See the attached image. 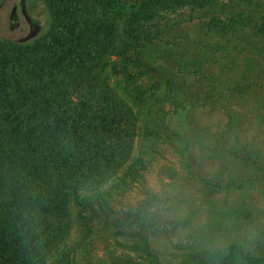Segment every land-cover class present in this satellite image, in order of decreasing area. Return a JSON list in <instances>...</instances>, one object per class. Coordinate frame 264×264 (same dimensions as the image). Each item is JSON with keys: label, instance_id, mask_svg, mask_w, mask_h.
I'll return each instance as SVG.
<instances>
[{"label": "rangeland", "instance_id": "374dc122", "mask_svg": "<svg viewBox=\"0 0 264 264\" xmlns=\"http://www.w3.org/2000/svg\"><path fill=\"white\" fill-rule=\"evenodd\" d=\"M167 4L151 10L147 28L168 50L151 58L156 74L140 57L114 63L125 74L117 78L122 89L111 92L121 113L109 124L130 134L110 147L114 169L101 170V186L87 188L86 208L67 212L59 200L39 212L48 248L31 264H206L182 242L184 225L149 211L154 185L184 193L209 223L231 214L264 224V0ZM108 12L117 31L125 28ZM49 28L43 0L0 2L1 38L31 41ZM240 150L247 156L236 158ZM256 243L255 254L230 253L224 264H264V234Z\"/></svg>", "mask_w": 264, "mask_h": 264}, {"label": "trees", "instance_id": "16d2710c", "mask_svg": "<svg viewBox=\"0 0 264 264\" xmlns=\"http://www.w3.org/2000/svg\"><path fill=\"white\" fill-rule=\"evenodd\" d=\"M168 1L94 0L89 9V0H43L50 16L45 34L31 41L0 37V264L41 258L39 212L59 200L67 212L86 208L87 188L101 186V170L114 169L118 155L110 147L130 135L109 124L121 113L111 92L122 89L117 78L125 74L114 63L140 57L156 74L151 58L168 50L147 28L151 10ZM106 11L125 28L117 31ZM243 156L237 151L236 158ZM45 194L54 197L44 202Z\"/></svg>", "mask_w": 264, "mask_h": 264}, {"label": "clouds", "instance_id": "9594fccd", "mask_svg": "<svg viewBox=\"0 0 264 264\" xmlns=\"http://www.w3.org/2000/svg\"><path fill=\"white\" fill-rule=\"evenodd\" d=\"M153 205L149 209L173 222L184 225L182 242L197 248L206 264H224L230 253L253 255L257 241L264 234V224L253 223L227 214L213 218L209 223L206 212L191 207L184 193L163 185L151 186ZM228 264H236L235 260Z\"/></svg>", "mask_w": 264, "mask_h": 264}, {"label": "flooded vegetation", "instance_id": "af4514ba", "mask_svg": "<svg viewBox=\"0 0 264 264\" xmlns=\"http://www.w3.org/2000/svg\"><path fill=\"white\" fill-rule=\"evenodd\" d=\"M11 12H12V11H11ZM15 15H16L15 12H14V13L12 12L11 15H10V20L12 21V23H13V22H16ZM11 28H12V26H11Z\"/></svg>", "mask_w": 264, "mask_h": 264}, {"label": "water", "instance_id": "95a60500", "mask_svg": "<svg viewBox=\"0 0 264 264\" xmlns=\"http://www.w3.org/2000/svg\"><path fill=\"white\" fill-rule=\"evenodd\" d=\"M12 12L14 13L15 12V9H12ZM15 22H13L12 24H14Z\"/></svg>", "mask_w": 264, "mask_h": 264}]
</instances>
